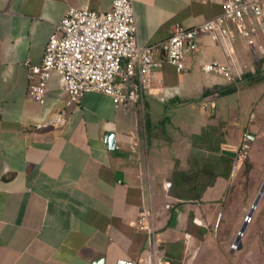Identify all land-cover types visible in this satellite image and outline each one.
Segmentation results:
<instances>
[{
  "label": "crops",
  "instance_id": "1",
  "mask_svg": "<svg viewBox=\"0 0 264 264\" xmlns=\"http://www.w3.org/2000/svg\"><path fill=\"white\" fill-rule=\"evenodd\" d=\"M133 1L139 42L162 61L176 23L197 26L222 14L226 0ZM112 5L0 0V264H180L226 210L243 163L237 149L263 109L259 83L243 77L257 66L233 26L234 39L202 31L183 71L164 61L143 102L88 92L66 106L57 73L43 104L29 95V65L41 64L67 10ZM211 62L228 64L235 80L207 72ZM62 109L66 124H47ZM143 208L153 217L156 257L136 226Z\"/></svg>",
  "mask_w": 264,
  "mask_h": 264
},
{
  "label": "built area",
  "instance_id": "2",
  "mask_svg": "<svg viewBox=\"0 0 264 264\" xmlns=\"http://www.w3.org/2000/svg\"><path fill=\"white\" fill-rule=\"evenodd\" d=\"M223 8L222 14L197 26L176 23L162 44L165 58L158 61L154 57L155 46H142L139 42L133 0H113L111 9L105 12L71 7L55 26L41 64L29 65V95L43 104L51 75L57 73L68 95L66 106L79 103L88 92L105 93L116 103L128 98L135 103L143 102L144 95L153 88L156 70L164 61L179 72L187 67L185 59L199 49L198 37L202 31L209 32L215 40L234 39L233 26L238 35L254 45L255 36L264 25V0H226ZM204 69L223 74L231 82L235 80L228 64L211 62ZM208 105L204 102L202 106ZM66 122L67 112L62 109L47 124L61 127ZM250 151L251 141L245 133L237 149L238 160L248 159ZM136 226L146 234L156 257V229L146 208L141 210ZM156 261L165 264L161 258Z\"/></svg>",
  "mask_w": 264,
  "mask_h": 264
},
{
  "label": "rangeland",
  "instance_id": "3",
  "mask_svg": "<svg viewBox=\"0 0 264 264\" xmlns=\"http://www.w3.org/2000/svg\"><path fill=\"white\" fill-rule=\"evenodd\" d=\"M241 38L251 53L250 61L257 66L256 81L263 109L249 126L247 134H253L250 155L235 170L224 214L213 225L211 236L186 252L180 264H264V194L257 208L250 213L264 185V31L257 33L254 45L238 37ZM227 101L236 108L239 97L231 95ZM221 111L226 113V108ZM244 223L248 226L239 247L236 238ZM158 240L169 241L162 235Z\"/></svg>",
  "mask_w": 264,
  "mask_h": 264
},
{
  "label": "water",
  "instance_id": "4",
  "mask_svg": "<svg viewBox=\"0 0 264 264\" xmlns=\"http://www.w3.org/2000/svg\"><path fill=\"white\" fill-rule=\"evenodd\" d=\"M111 139L113 140V135H111ZM262 187H263V186H262ZM263 192H264V191H263V189L261 188L260 191H259V193H258V195H257V198H256V200H255V202H254V204H253V206H252V208H251V212H250V213H253L254 210L256 209V207L258 206V204H259V202H260V200H261V198H262V196H263L262 194H264ZM247 226H248L247 223H244V224L242 225V227H241V229H240V231H239V233H238V236H237V238H236V242L238 243L239 247H241L242 236L244 235L245 231L247 230ZM95 264H104V260L101 259L100 261L95 262Z\"/></svg>",
  "mask_w": 264,
  "mask_h": 264
},
{
  "label": "trees",
  "instance_id": "5",
  "mask_svg": "<svg viewBox=\"0 0 264 264\" xmlns=\"http://www.w3.org/2000/svg\"><path fill=\"white\" fill-rule=\"evenodd\" d=\"M243 77H244V78H248V79H256V80H258V79L256 78V73H252V72H248V73H246ZM252 135H253V134H250V136H249L250 141H251V137H253Z\"/></svg>",
  "mask_w": 264,
  "mask_h": 264
},
{
  "label": "bare ground",
  "instance_id": "6",
  "mask_svg": "<svg viewBox=\"0 0 264 264\" xmlns=\"http://www.w3.org/2000/svg\"><path fill=\"white\" fill-rule=\"evenodd\" d=\"M262 189H263V191H264V185H263V187H262ZM264 193V192H263ZM263 195V194H262ZM257 208V207H256Z\"/></svg>",
  "mask_w": 264,
  "mask_h": 264
}]
</instances>
